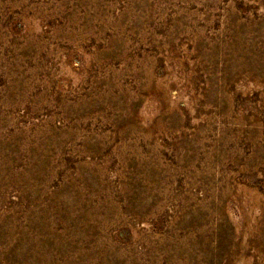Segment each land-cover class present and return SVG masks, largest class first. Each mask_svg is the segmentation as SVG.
<instances>
[{"label":"rangeland","instance_id":"rangeland-1","mask_svg":"<svg viewBox=\"0 0 264 264\" xmlns=\"http://www.w3.org/2000/svg\"><path fill=\"white\" fill-rule=\"evenodd\" d=\"M0 264H264V0H0Z\"/></svg>","mask_w":264,"mask_h":264}]
</instances>
